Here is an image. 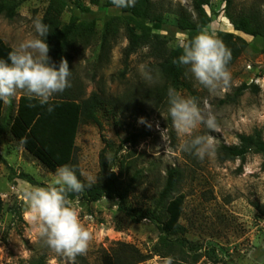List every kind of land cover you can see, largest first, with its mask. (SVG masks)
Returning a JSON list of instances; mask_svg holds the SVG:
<instances>
[{
  "label": "rangeland",
  "instance_id": "374dc122",
  "mask_svg": "<svg viewBox=\"0 0 264 264\" xmlns=\"http://www.w3.org/2000/svg\"><path fill=\"white\" fill-rule=\"evenodd\" d=\"M83 1L91 7V14L67 8L62 21L68 22L73 14L86 20L96 18L97 33L71 51V87L52 98L68 97L80 101L96 92L105 100H115L120 120L102 118L101 125L80 126L75 152L80 171L97 180L103 148L110 158L116 157L115 161L123 158L129 163L130 170L125 173L128 177L134 169H142L144 175L128 197L129 206L141 210L152 205L167 170L180 168L182 179L178 192L186 194L180 222L186 228L185 238L202 245L203 256L197 263H189L156 254L154 246L161 235L159 226L146 218L133 222L129 215L119 211L117 200L106 197L95 202H87L82 197L73 199L82 222L93 235L86 255L69 260L54 253L39 237L38 225L30 220L25 193L33 187L46 185L56 171L44 167L9 134H0V196L4 203L0 264H18L42 253L47 256L48 264H103L105 253L117 256L130 252L149 255L147 260L137 264H264V155L250 153L244 160L224 161L218 154L221 144L239 143L241 133L249 134L260 128L264 135L263 39L236 31L223 0H211L206 6L212 16V22L206 28L215 29L216 36L220 31L232 32L246 39L249 46L229 67L232 74L230 87L213 95L189 74L185 75L187 87L178 90L196 97L201 105L206 103L218 118V131L209 132L201 125L196 133L214 138V151L200 160L180 147L181 141L168 115L167 99L146 96L149 90L164 81L158 59L149 48L142 47L127 55L125 25L120 23L109 49L101 51L100 33L105 19L123 16L122 9L112 6L100 11L99 6L89 0ZM153 2L163 17L162 28L154 32L161 34L169 47L177 46L180 39L187 40L189 32L179 29L178 20L182 15L196 18L192 0ZM47 5L46 0H26L14 19L0 15V36L10 46L34 36L32 20L42 18ZM234 6L237 13L257 6L264 16V0H234ZM142 73L151 79H146ZM244 83L258 84L259 89L249 87L232 100L237 88ZM23 94L26 93L18 92L10 104L4 103V112L16 113ZM141 118H144L143 122ZM131 132L140 134L135 144L125 142ZM114 169L118 167L114 166ZM22 172L31 175L37 184L21 178ZM13 206L17 213L11 210Z\"/></svg>",
  "mask_w": 264,
  "mask_h": 264
},
{
  "label": "trees",
  "instance_id": "16d2710c",
  "mask_svg": "<svg viewBox=\"0 0 264 264\" xmlns=\"http://www.w3.org/2000/svg\"><path fill=\"white\" fill-rule=\"evenodd\" d=\"M26 0H0V15L8 19H14L18 15L20 5ZM48 5L42 20L50 28L46 37L49 44V56L57 67L62 58L68 62L72 59V52L78 48L80 43L89 41L97 33L98 19L86 20L75 14L71 15L68 22L62 21L65 9H76L82 14H91L92 9L83 0H46ZM91 4L99 6L100 11H106L114 6L111 0H89ZM226 4L225 11L236 31L243 32L253 37H261L264 41V16L257 6L236 12L234 0H223ZM211 0H192V9L196 18L182 15L178 20L180 30L188 31V38L194 36L198 31L208 27L212 22V16L208 14L206 6ZM123 16L106 17L101 34V51L109 49L110 41L118 32L120 23L125 25L128 46L126 54L130 55L139 48L147 47L158 59V67L163 78L161 85L155 86L146 94L163 100L167 99L168 88L177 90L187 87L185 80V67L173 63L178 58L181 50L177 46L169 47L167 40L157 33L163 25L162 15L156 11L153 0H137L134 7L121 8ZM151 24V25H150ZM223 40L232 52V60L229 67L248 48L249 42L241 36L232 32L220 31L217 35ZM13 46L7 44L0 36V59H7L8 53ZM264 53V46L262 48ZM259 89L258 84H242L231 98L235 100L248 88ZM49 104L54 110L48 111V104L41 105L39 99L23 94L20 96L16 113L4 112V102L0 100V134H9L18 141L33 157L51 171H56L62 165L73 166L77 175L80 176V168L75 159L76 139L82 124L101 125L102 118L108 121H119L117 104L115 100H105L100 94L93 92L88 98L76 100L68 97L51 98ZM117 109V110H116ZM139 133L131 132L127 135L125 142L135 144ZM239 143L221 144L218 148L220 159L244 160L248 154L264 155V135L262 129L256 128L252 133H241L238 135ZM109 157L106 148L100 154V173L91 187L87 186L84 177L80 179L85 182V190L79 194H69L73 200L82 197L87 202H95L104 197L117 200L118 209L129 215L133 222L149 219L159 226L161 235L154 246L156 254L172 259H181L189 263H197L203 256L202 245L193 243L185 238L186 228L180 219L183 213L186 194L178 192V186L182 179V171L178 167L169 168L166 172L163 186L153 198L152 205L138 210L128 204V197L134 191L137 183L142 179V169H134L131 176L126 171L130 170L128 162L123 158ZM113 161V162H111ZM117 166L118 169H114ZM264 169V162L262 164ZM126 173V174H125ZM33 184H37L28 173H20ZM45 186V185H44ZM259 209L261 207L256 205ZM13 206L11 210L17 213ZM4 211V203L0 196V224ZM148 254L130 252L112 256L105 253L103 264H137L147 260ZM188 257H191L188 260ZM18 264H48L47 256L42 253L27 261L21 260Z\"/></svg>",
  "mask_w": 264,
  "mask_h": 264
},
{
  "label": "clouds",
  "instance_id": "9594fccd",
  "mask_svg": "<svg viewBox=\"0 0 264 264\" xmlns=\"http://www.w3.org/2000/svg\"><path fill=\"white\" fill-rule=\"evenodd\" d=\"M136 2L111 0L117 8L134 7ZM32 25L35 35L14 45L7 59H0V100L10 104L17 93L23 91L38 98L41 105L48 104L51 112L54 106L49 100L71 87L72 69L66 58L61 59L58 67L51 61L46 42L50 28L42 18H34ZM177 47L181 54L173 63L184 66L185 75L190 74L210 94L215 95L231 86L229 64L232 52L216 36L215 29L203 28L187 40L180 39ZM142 74L151 79L146 73ZM167 103L171 126L181 141L180 147L200 160L205 159L214 151V138L196 133L201 125L209 132L218 131L216 113L206 103L201 105L196 97L184 95L171 86L167 91ZM80 176L87 181L88 187L94 183V177L83 170ZM80 176L73 166L62 165L45 186L33 187L25 193L30 220L38 225L39 237L50 250L69 260L86 255L93 240L69 195L85 190V182Z\"/></svg>",
  "mask_w": 264,
  "mask_h": 264
},
{
  "label": "bare ground",
  "instance_id": "6f19581e",
  "mask_svg": "<svg viewBox=\"0 0 264 264\" xmlns=\"http://www.w3.org/2000/svg\"><path fill=\"white\" fill-rule=\"evenodd\" d=\"M183 31H185V30H183ZM178 34V33H177Z\"/></svg>",
  "mask_w": 264,
  "mask_h": 264
}]
</instances>
